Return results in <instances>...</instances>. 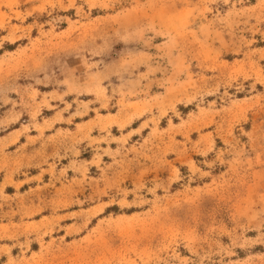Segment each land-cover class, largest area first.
<instances>
[{
	"label": "rangeland",
	"instance_id": "obj_1",
	"mask_svg": "<svg viewBox=\"0 0 264 264\" xmlns=\"http://www.w3.org/2000/svg\"><path fill=\"white\" fill-rule=\"evenodd\" d=\"M0 264H264V0H0Z\"/></svg>",
	"mask_w": 264,
	"mask_h": 264
}]
</instances>
